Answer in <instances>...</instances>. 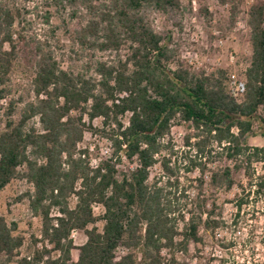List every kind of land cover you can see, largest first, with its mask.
<instances>
[{
    "label": "trees",
    "instance_id": "1",
    "mask_svg": "<svg viewBox=\"0 0 264 264\" xmlns=\"http://www.w3.org/2000/svg\"><path fill=\"white\" fill-rule=\"evenodd\" d=\"M42 2L40 10L0 0V191L20 182L14 201L40 221L23 254L24 235L0 213V264H184L178 253L202 241L199 228L223 224L206 207L203 185L229 189L234 170L251 180L253 164L264 169V145L246 141L264 138V0L248 8L239 98L226 68L193 69L171 32L156 28V13L180 27V0ZM38 20L44 28H34ZM177 124L187 129L180 160L170 137ZM85 132L110 144L95 165ZM156 165L161 174L151 173ZM181 168L199 172L192 201L179 187ZM72 230L83 232L82 244Z\"/></svg>",
    "mask_w": 264,
    "mask_h": 264
},
{
    "label": "rangeland",
    "instance_id": "2",
    "mask_svg": "<svg viewBox=\"0 0 264 264\" xmlns=\"http://www.w3.org/2000/svg\"><path fill=\"white\" fill-rule=\"evenodd\" d=\"M19 1L28 9L37 6L41 10L46 7L42 0ZM256 1L258 0H180L183 7L177 18L180 27L163 13L154 15L155 26L159 31L171 32L179 49V57L193 69L209 71L214 67H223L228 70L229 75L235 74L243 79L241 72L245 67L246 58L250 55L247 12L249 6ZM233 3H239V7L234 22L230 24ZM34 28H44V25L39 22ZM62 40L67 41L64 37ZM14 78L24 83L26 74L22 69H18ZM94 124L99 125V119H96ZM259 128L260 124L253 130L259 131ZM186 133L184 124L171 128L170 137L179 160L188 152L184 145ZM246 141L252 146L264 145L261 134L249 136ZM82 145L89 148L92 165L110 154L109 142L96 133L85 132ZM223 163L230 166L234 164L229 160H224ZM129 164L125 161L120 167L124 168ZM252 166L254 175L251 180L244 170H234V184L229 189L211 188L207 183L203 185L200 193L207 198L206 207L214 206V217L221 219L223 224L214 231L203 226L199 228L202 241L191 243L187 254L178 253V259L184 264H264V183L262 186L258 185L259 177H264V169L261 164L255 163ZM151 173L161 174L159 166L156 165ZM179 176V187L185 188L187 200H194L199 188L198 183L191 179L199 177V172H186L181 168ZM205 179L208 180V173ZM22 189L20 182L13 181L0 191V213L5 215L9 223H16L17 230L24 235L22 252L25 254L31 234L38 233L40 221L30 217L23 202L14 201ZM240 201L241 208L238 209ZM94 212L100 214L101 207L94 206ZM96 225L100 229L102 222L97 221ZM72 239L75 245H80L86 237L83 232L76 230ZM42 245L43 242L39 240L35 247L41 248ZM72 256L76 258L75 250Z\"/></svg>",
    "mask_w": 264,
    "mask_h": 264
},
{
    "label": "built area",
    "instance_id": "3",
    "mask_svg": "<svg viewBox=\"0 0 264 264\" xmlns=\"http://www.w3.org/2000/svg\"><path fill=\"white\" fill-rule=\"evenodd\" d=\"M229 80H230L229 89H230L231 95L235 98H239L245 91L244 80L236 77L235 74L229 75ZM257 126H258V123L255 124L253 128H256ZM75 233H76V230L71 231V238L74 237ZM125 252L126 250L124 248H121L117 251V255L120 256L124 254ZM161 254L166 255L164 250L161 252Z\"/></svg>",
    "mask_w": 264,
    "mask_h": 264
}]
</instances>
